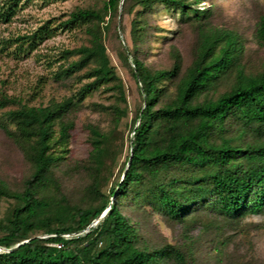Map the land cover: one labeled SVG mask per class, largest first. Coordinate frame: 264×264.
Masks as SVG:
<instances>
[{"label":"trees","instance_id":"obj_1","mask_svg":"<svg viewBox=\"0 0 264 264\" xmlns=\"http://www.w3.org/2000/svg\"><path fill=\"white\" fill-rule=\"evenodd\" d=\"M121 1L110 0L106 13L117 12ZM137 1L147 10L162 3L186 14L193 11L188 0ZM193 14L200 23V48L184 75L183 58L177 50L174 66L157 72L134 58L145 107L135 121L132 155L122 180L111 196L100 191L98 181L91 190L99 196V204L97 200L85 209L70 205L56 176L66 153L57 151L53 143L71 138L75 124L69 115L83 101L112 83L122 89L100 30L90 29L92 46L78 50L80 60L64 72L71 76L94 66L88 74L92 82L82 88L78 102L22 107L7 113L2 127L28 152L34 172L23 193L10 192L0 181V197L17 201L13 213L0 222V249L20 246L12 252L0 251V264H186L184 255L174 247L150 250L140 244L136 228L122 211L133 193V200L150 199L160 212L182 223L198 206L236 219L264 212V71L247 74L237 35L204 25L201 10ZM104 21L101 13L84 10L73 14L65 25ZM140 23H134L137 35L143 31ZM42 31L27 38L29 49L34 50L37 41L52 32L48 28ZM257 40L264 47V17L258 25ZM230 81V88L219 93V88ZM168 82L175 83L173 92L166 86ZM14 103L4 99L0 107ZM229 121L240 123L244 136L254 132L258 141L237 143L228 137ZM91 133V168L97 175L107 169V160L113 156V136L97 128ZM181 169L203 175L196 179L174 176ZM105 213L89 234L71 240L62 237L83 232ZM46 236L55 237L43 238ZM61 243L63 249L50 246Z\"/></svg>","mask_w":264,"mask_h":264},{"label":"rangeland","instance_id":"obj_2","mask_svg":"<svg viewBox=\"0 0 264 264\" xmlns=\"http://www.w3.org/2000/svg\"><path fill=\"white\" fill-rule=\"evenodd\" d=\"M110 0H0V101L14 104L0 107V181L12 193H23L34 172L28 152L2 127L7 113L22 107L40 108L72 100L78 102L82 88L92 82L88 74L94 66L75 75L64 72L80 60L76 52L92 46L90 29L101 31L107 54L121 81L122 89L112 83L96 91L69 115L75 128L68 141H57L54 148L66 157L56 168L61 192L70 205L88 208L99 197V189L111 196L122 180L132 155L133 128L145 97L136 78L134 58L153 72L171 69L175 50L183 58V75L193 65L200 48L199 22L194 10L205 13L203 24L234 32L243 46L242 65L247 74L264 71V47L257 40V30L264 17V0H188L191 10L162 3L146 9L137 0H122L117 12L106 13ZM84 10L101 13L105 21L66 26L72 15ZM140 21L143 31L134 33ZM52 30L29 49V37ZM23 38H26L25 40ZM234 78V77H233ZM223 84L219 93L230 88ZM166 86L175 90L174 82ZM92 128L112 135L113 156L107 169L97 174L91 168ZM228 137L237 143L255 142L254 132L242 135L241 124L228 122ZM10 129L16 127L10 125ZM203 172L181 169L174 176L200 178ZM122 211L136 228L140 244L150 250L174 247L186 264H264V212L243 218H229L207 206L194 208L184 223L160 212L150 199L130 196ZM100 203V198L98 204ZM17 201L0 197V222L13 213ZM171 264H177L171 262Z\"/></svg>","mask_w":264,"mask_h":264},{"label":"built area","instance_id":"obj_3","mask_svg":"<svg viewBox=\"0 0 264 264\" xmlns=\"http://www.w3.org/2000/svg\"><path fill=\"white\" fill-rule=\"evenodd\" d=\"M104 217L105 216L103 214L101 216V218H99L98 220H96L89 228H87L86 230H84L81 233H77V234H66V235H63L62 237L65 238L66 240H71V239H74L76 237L85 236V235L89 234L93 228H97L99 226V224H100L101 219H103ZM50 237H55V236H46V237H43V238H50ZM50 246L56 247L58 249H63L65 245H64V243H61V244H51Z\"/></svg>","mask_w":264,"mask_h":264},{"label":"water","instance_id":"obj_4","mask_svg":"<svg viewBox=\"0 0 264 264\" xmlns=\"http://www.w3.org/2000/svg\"><path fill=\"white\" fill-rule=\"evenodd\" d=\"M132 160V159H131ZM130 160V161H131ZM104 216H106V213L104 214ZM45 239H47V238H45ZM26 243H29V241H27V242H25L24 244H26ZM20 246H18V247H16L14 250H16V249H18ZM14 250H4V249H0V251H6V252H12V251H14Z\"/></svg>","mask_w":264,"mask_h":264}]
</instances>
